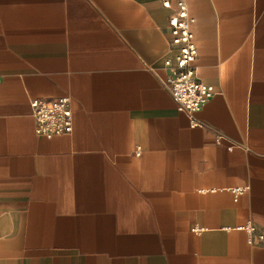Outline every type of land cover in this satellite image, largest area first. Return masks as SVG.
Here are the masks:
<instances>
[{
    "label": "crops",
    "instance_id": "obj_1",
    "mask_svg": "<svg viewBox=\"0 0 264 264\" xmlns=\"http://www.w3.org/2000/svg\"><path fill=\"white\" fill-rule=\"evenodd\" d=\"M187 3L197 126L163 0H0V264H264V0ZM64 95L73 131L38 135Z\"/></svg>",
    "mask_w": 264,
    "mask_h": 264
},
{
    "label": "built area",
    "instance_id": "obj_2",
    "mask_svg": "<svg viewBox=\"0 0 264 264\" xmlns=\"http://www.w3.org/2000/svg\"><path fill=\"white\" fill-rule=\"evenodd\" d=\"M163 5L172 9L169 16V27L172 36L161 45L165 52H169L172 46L177 51L172 57H166L164 61L168 74L162 79V84L166 87L177 103L179 111L188 114L193 126L200 125L196 118V113L214 95V87L204 83L197 74L194 61L198 55V46L195 42L194 34L191 30L193 18L188 11L187 0H163ZM32 115L35 119V131L38 135L48 138L58 134H68L73 131L74 115L70 95L60 97L32 98ZM218 140L222 138L218 135ZM234 145H230L232 149ZM142 148L137 146L136 154L140 155ZM246 187L235 186L230 190L237 197ZM247 230H252L249 222Z\"/></svg>",
    "mask_w": 264,
    "mask_h": 264
}]
</instances>
